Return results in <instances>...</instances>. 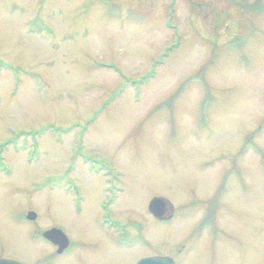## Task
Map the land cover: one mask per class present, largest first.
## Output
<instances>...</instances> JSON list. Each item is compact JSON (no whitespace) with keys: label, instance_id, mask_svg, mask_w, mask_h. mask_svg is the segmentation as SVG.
I'll list each match as a JSON object with an SVG mask.
<instances>
[{"label":"rangeland","instance_id":"1","mask_svg":"<svg viewBox=\"0 0 264 264\" xmlns=\"http://www.w3.org/2000/svg\"><path fill=\"white\" fill-rule=\"evenodd\" d=\"M13 138L1 258L264 264V0H0V147Z\"/></svg>","mask_w":264,"mask_h":264},{"label":"water","instance_id":"2","mask_svg":"<svg viewBox=\"0 0 264 264\" xmlns=\"http://www.w3.org/2000/svg\"><path fill=\"white\" fill-rule=\"evenodd\" d=\"M170 203L162 198V197H153L149 200L147 209L148 212L155 218L159 220H166L171 217L170 214ZM172 209V208H171ZM29 219H33L35 217L34 213H29L27 216ZM42 236L51 241L54 245L58 246V251H62L68 244L67 237L63 234V232L58 228H52L46 230L42 233ZM0 264H22L13 258H0ZM135 264H175L173 259L167 256H151L144 257L139 260Z\"/></svg>","mask_w":264,"mask_h":264},{"label":"flooded vegetation","instance_id":"3","mask_svg":"<svg viewBox=\"0 0 264 264\" xmlns=\"http://www.w3.org/2000/svg\"><path fill=\"white\" fill-rule=\"evenodd\" d=\"M109 216L110 215V213L109 214H106V213H103V216H102V222H101V225H103V226H105L107 223L106 222H104L105 221V217L106 216ZM105 223V224H104ZM113 227H116V226H113ZM51 228H52V226H51ZM56 228H58V227H56ZM110 229H112V231L113 230H117L118 232H121L123 229H122V226H121V224H117V229L116 228H109L108 230H110ZM62 230V229H61ZM64 233H65V235L67 236V238H68V245H67V247L64 249V250H62V251H58V246L57 245H54L53 243H51V242H49L48 240H45V239H43L44 240V242H46L47 244H49V245H51V246H53V249H54V251H55V255L56 256H62V255H64V254H67L70 250H71V245H72V242H71V239H69V237H68V235L66 234V232L64 231V230H62ZM42 234V233H41ZM115 240V239H114ZM120 240V239H119ZM74 242H77V241H75L74 240ZM50 263V262H49ZM42 264H48V260L47 259H44L43 261H42Z\"/></svg>","mask_w":264,"mask_h":264}]
</instances>
